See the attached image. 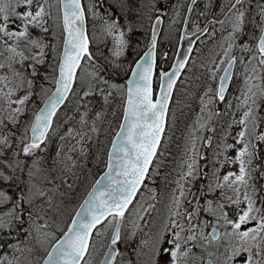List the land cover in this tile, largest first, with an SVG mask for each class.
I'll list each match as a JSON object with an SVG mask.
<instances>
[{
    "label": "snow or ice",
    "instance_id": "6c2138e0",
    "mask_svg": "<svg viewBox=\"0 0 264 264\" xmlns=\"http://www.w3.org/2000/svg\"><path fill=\"white\" fill-rule=\"evenodd\" d=\"M105 2L0 0V264H92L97 238L107 240L100 264H264V184L257 186L264 169L253 166L258 145L264 143V132L257 131L264 117L256 114L257 97L264 100V4H257L251 19L245 0H226L221 9L226 20L217 22L228 27L219 45L222 52L216 53L219 62L212 57L201 65L212 81H219L218 87H209L201 97V113L207 112V117L195 122L187 171L181 170L174 181L167 215L157 226L154 190L153 202H141L137 193L147 187L149 170H156L153 161L158 152L162 155L169 103L193 49L190 45L188 54H178L172 71L159 72L154 99L157 29L166 13L152 0H138L136 7L133 0H118L120 15L107 9L100 13ZM89 15L94 18L93 31L100 33L95 41L87 28ZM130 15L136 19L121 25L120 18ZM145 20L151 26L148 50L130 66L126 85L115 83L109 69L120 68L117 61L131 47L129 34ZM247 25L251 32L245 30ZM205 31L197 26L193 35ZM92 43L103 45L108 55L91 51ZM225 63L224 74L217 76ZM237 64L244 87L236 108L246 110L232 123L241 126L236 136L241 147L222 145L224 152L236 148V156H223L220 167L238 164V172L220 177L214 170L199 196L190 185L198 175L208 174L198 167L203 157L197 143L205 140L211 145L212 137L195 133L215 132L208 124L220 113L210 106L225 101L226 84ZM117 97L123 122L108 153L109 171L96 181L97 187L57 238V219L74 192L69 177L79 179L73 169L82 167L78 159L98 140L107 109ZM93 98L102 101L98 109ZM68 104L72 114L64 111L62 119L61 109ZM65 124L70 126L64 129ZM54 137L59 143L49 159Z\"/></svg>",
    "mask_w": 264,
    "mask_h": 264
},
{
    "label": "trees",
    "instance_id": "16d2710c",
    "mask_svg": "<svg viewBox=\"0 0 264 264\" xmlns=\"http://www.w3.org/2000/svg\"><path fill=\"white\" fill-rule=\"evenodd\" d=\"M111 1H112V9L115 11H118V9L116 7L118 0H111ZM133 6L134 7L138 6V0H133ZM135 19H136V17L134 15L128 16L127 19H125L124 17H121V20L123 21V23H127V20H135ZM144 22H146V20ZM129 36H130V41H131V47L129 48V50L125 54V56L121 57L117 61V63L120 64V68L118 70H116L115 72H113V70L111 68L109 69L110 74L114 78V82L118 83V84H124L123 80H122L123 77L126 76L131 63L133 62L135 57L139 54V49L141 48L143 41L144 42L146 41V32L141 34V33L134 31ZM99 51H102L105 53V55H108L103 50V48H100ZM97 52H98V50H97ZM183 89L184 88H182L180 92L177 91V93L175 95V99H174L175 107H174V112H173L175 122L173 123V126H171V127L169 126V128H177V129L178 128H188L187 124L189 122H191L193 119L192 112L194 111L193 103L195 102V100L191 96H189L188 92L187 93H188L189 98L188 99L186 98L185 104L183 105L182 108L179 107V99L183 96L182 94L185 93V92H183ZM93 103L97 106V109H98L99 105L102 103V101H100L99 98H93ZM120 103H121V100L119 99V97H117V99L113 102V104L107 109V111H108L107 122L104 124L98 140H94L89 145L88 161L83 163V164H80V165H82V167H77V168L73 169V171L76 173V175L79 177V179L76 180L75 177H69V179L71 180L70 183H73L74 192H72L69 195L68 199L65 201V208H64L65 210H67L71 206V203H73V200L75 199L76 195L79 194L80 191L84 188L85 184L89 180H91V178L93 177V174H95L98 170H100L101 165H102L101 164V161H102L101 156L104 154L105 146H107V141H108V139L110 137V133H111L110 129H111L112 124L115 122V120L117 118V113L119 110ZM71 108H72V104H68L67 109H61V116H62L64 111H67L68 114L71 115L72 114ZM113 110L116 113L115 116H113L111 114ZM62 119H63V116H62ZM69 126L70 125L65 124L64 129H66ZM58 143H59V140L56 137H54L53 141L51 143V147L52 148L57 147ZM176 146H178V144H176ZM162 151H163L162 157L159 160V162L157 163V166H160L163 168V173H165V171L168 173L167 183L170 184L173 180L174 164L173 165L171 164L172 165L171 171L170 170H164V168L167 164L178 160L179 153H178V150L176 147H174L173 153L166 146L162 149ZM151 173H152V178L150 180L153 182L154 180H156V178L154 177L153 170L151 171ZM161 178H163V176ZM169 188H168V190H169ZM160 189H161V193L167 191V189H163V187L161 185H160ZM57 220H59V219H57ZM68 220H66V222ZM66 222H65V224H66ZM65 224H64V226H65ZM57 233L59 234L61 232L59 230H57ZM97 241H98V239L96 240V243H97Z\"/></svg>",
    "mask_w": 264,
    "mask_h": 264
},
{
    "label": "rangeland",
    "instance_id": "374dc122",
    "mask_svg": "<svg viewBox=\"0 0 264 264\" xmlns=\"http://www.w3.org/2000/svg\"><path fill=\"white\" fill-rule=\"evenodd\" d=\"M163 0H153V4L154 5H157V4H159L160 2H162ZM89 3H91V0H89ZM106 6H111L112 7V1L111 0H106ZM213 6V8H214V10L215 11H217L218 12V6L217 5H212ZM177 18H176V22L178 21V15L176 16ZM145 23V24H144ZM143 23V25L141 26V27H136L135 28V32H138V33H141V34H143L144 33V30H145V26H146V22H144ZM227 27H228V25H227ZM169 29H172V26H169ZM169 29H168V31L166 32V35L168 36H171V33H170V31H169ZM225 29H226V27H224V28H222V31L224 30V32H225ZM223 32V33H224ZM100 35V33H99V31L97 30L96 32H95V34H94V36H95V39H96V37H98ZM218 52H222V50L221 49H219L218 50ZM203 59H204V56H203ZM215 59L217 60V62H219V59H220V57L219 56H215ZM192 63V62H191ZM202 64H203V62H202ZM213 66H215V65H213ZM190 67H191V64H190ZM192 68V67H191ZM198 75V73H196V79H197V81H199L200 80V78H199V76H197ZM192 77H194V74L193 73H191L190 75H189V79H191ZM207 85V81H203V83H202V87H201V89H204L205 88V86ZM209 86V85H208ZM205 90V89H204ZM188 91H185V93L184 94H182L183 96L179 99V107L180 108H182L183 107V105L185 104V100H186V98L188 99L189 98V96H188V93H187ZM204 92V91H203ZM202 92V93H203ZM202 93H201V95H202ZM210 110L212 111V112H216V110L214 109V107H211L210 108ZM246 110V108H243V112ZM243 114V113H242ZM242 114L241 113H237V115L235 116V118H234V120H239L240 118H241V116H242ZM204 117L205 119H206V117H207V112H205V113H199L198 115H197V117H196V120L198 119V118H201V117ZM196 120H195V122H196ZM116 121V120H115ZM203 122V121H202ZM195 127V123L191 126V129H190V136H189V138H188V141H187V148H186V152H187V155H188V149L189 148H191V140H192V132H193V128ZM210 128H213V126H211ZM230 128H232V130L235 132L236 130H238V131H240V129H241V126L239 125V124H231V127ZM195 135H199L200 137H202L203 138V136H202V130H200L199 132H196L195 133ZM203 135H204V133H203ZM204 137L206 138V136L204 135ZM236 139H234V141H235ZM202 142H203V140H201V145H202ZM229 144H231L230 143V141H229ZM234 145H236V144H234ZM236 148H237V145H236ZM236 148H232V149H228L229 151L230 150H235ZM227 150V151H228ZM233 155V154H232ZM86 186V185H85ZM84 186V187H85ZM165 187L163 186V189H164ZM84 189V188H83ZM149 195H150V191L149 190H146L144 193H143V196L141 197V201L142 200H144V199H146V198H148L149 197ZM160 197H162V195L160 196ZM142 202H144V201H142ZM146 206V205H145ZM74 207V203H71V206L67 209V210H65L64 209V212H63V214H62V216L59 218V220H57V225H58V227H63L64 226V224H65V222H66V220L69 218V215H70V212L72 211V208ZM159 210H156V212L155 213H153V219L154 218H156L157 217V212H158ZM56 236H57V234H56ZM104 242V239H102L101 238V240H100V242H99V245H97V247L95 248V250H94V252H93V255H92V257H91V261H92V264H94L95 263V260H96V255L99 253L98 252V250L100 249V247H101V245H102V243Z\"/></svg>",
    "mask_w": 264,
    "mask_h": 264
},
{
    "label": "water",
    "instance_id": "95a60500",
    "mask_svg": "<svg viewBox=\"0 0 264 264\" xmlns=\"http://www.w3.org/2000/svg\"><path fill=\"white\" fill-rule=\"evenodd\" d=\"M157 31L159 32V27H158V29H157ZM148 50V49H147ZM146 50V51H147ZM181 53H183V54H188V51H187V49H185V50H183V49H179L178 50V52H177V55H176V57L178 56V54H181ZM143 55V54H142ZM176 57H175V60H174V62H173V64L176 62ZM172 64V65H173ZM173 69H172V66L167 70V71H172ZM224 74V73H223ZM222 74V75H223ZM131 78V74L129 75V77L126 79V81H128L129 79ZM229 82H230V80L227 82V84H226V90H227V87H228V85H229ZM159 94V93H158ZM117 137H115V139H116ZM114 139V140H115ZM112 151V146H111V148H110V151L109 152H111ZM108 159H109V157H108ZM109 171V169H108V167H107V169L98 177V179L96 180V181H98V180H101L104 176H105V173L106 172H108ZM95 187H97V185H96V182H95V184L93 185V187L91 188V190H89V192H91V191H93L94 190V188ZM88 192V193H89ZM87 193V194H88ZM87 194H86V196H85V198L83 199V201L80 203V204H82L83 202H84V200L87 198ZM80 210V208H79V206H78V208L76 209V211L74 212V214H73V216H72V218H74L75 217V213L77 212V211H79ZM104 259V258H103Z\"/></svg>",
    "mask_w": 264,
    "mask_h": 264
},
{
    "label": "flooded vegetation",
    "instance_id": "af4514ba",
    "mask_svg": "<svg viewBox=\"0 0 264 264\" xmlns=\"http://www.w3.org/2000/svg\"><path fill=\"white\" fill-rule=\"evenodd\" d=\"M263 132H264V128ZM261 145L259 144L258 147H260ZM259 165L261 167V169H264V143H262V154L261 152L258 150V157L257 159H255L253 161V166ZM256 176H259V172L255 173ZM260 184H264V179L259 180L258 185Z\"/></svg>",
    "mask_w": 264,
    "mask_h": 264
}]
</instances>
